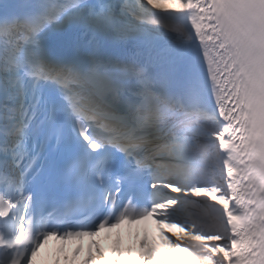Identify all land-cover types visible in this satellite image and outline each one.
Listing matches in <instances>:
<instances>
[{
	"label": "snow or ice",
	"instance_id": "snow-or-ice-1",
	"mask_svg": "<svg viewBox=\"0 0 264 264\" xmlns=\"http://www.w3.org/2000/svg\"><path fill=\"white\" fill-rule=\"evenodd\" d=\"M149 219L264 264V0H0V264Z\"/></svg>",
	"mask_w": 264,
	"mask_h": 264
},
{
	"label": "bare ground",
	"instance_id": "bare-ground-1",
	"mask_svg": "<svg viewBox=\"0 0 264 264\" xmlns=\"http://www.w3.org/2000/svg\"><path fill=\"white\" fill-rule=\"evenodd\" d=\"M110 248L111 250H108L107 252L101 250L104 253V259H101L98 253L95 257H91V259L87 257L85 261L79 260L71 256L69 257L66 254H64V256H60L58 254L53 253L45 254L41 261L38 262V264H112V260L117 255L120 256L121 261H125V264H139L138 256L140 253H138L136 250H132L129 248L125 249L120 246H111ZM206 264L209 263L206 262Z\"/></svg>",
	"mask_w": 264,
	"mask_h": 264
},
{
	"label": "rangeland",
	"instance_id": "rangeland-1",
	"mask_svg": "<svg viewBox=\"0 0 264 264\" xmlns=\"http://www.w3.org/2000/svg\"><path fill=\"white\" fill-rule=\"evenodd\" d=\"M210 264V263H209Z\"/></svg>",
	"mask_w": 264,
	"mask_h": 264
}]
</instances>
